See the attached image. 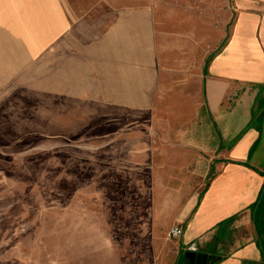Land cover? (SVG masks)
Masks as SVG:
<instances>
[{"label": "crops", "instance_id": "crops-1", "mask_svg": "<svg viewBox=\"0 0 264 264\" xmlns=\"http://www.w3.org/2000/svg\"><path fill=\"white\" fill-rule=\"evenodd\" d=\"M231 3L214 40L192 15L158 28L148 1L0 0V98L39 80L62 101L167 112L129 161L152 167L144 228L182 227L176 264L264 261V0Z\"/></svg>", "mask_w": 264, "mask_h": 264}, {"label": "rangeland", "instance_id": "rangeland-1", "mask_svg": "<svg viewBox=\"0 0 264 264\" xmlns=\"http://www.w3.org/2000/svg\"><path fill=\"white\" fill-rule=\"evenodd\" d=\"M134 1H148L164 30L192 15L215 40L231 24V0ZM60 97L38 80L0 98V264H176L178 237L142 221L152 167L129 161L135 143L161 141L167 112Z\"/></svg>", "mask_w": 264, "mask_h": 264}, {"label": "water", "instance_id": "water-1", "mask_svg": "<svg viewBox=\"0 0 264 264\" xmlns=\"http://www.w3.org/2000/svg\"><path fill=\"white\" fill-rule=\"evenodd\" d=\"M200 256L196 251L188 250L183 253L182 264H207L206 255L202 256L204 262H201Z\"/></svg>", "mask_w": 264, "mask_h": 264}, {"label": "built area", "instance_id": "built-area-1", "mask_svg": "<svg viewBox=\"0 0 264 264\" xmlns=\"http://www.w3.org/2000/svg\"><path fill=\"white\" fill-rule=\"evenodd\" d=\"M181 234H182V227L180 225L173 226L169 231V235L171 237H179Z\"/></svg>", "mask_w": 264, "mask_h": 264}]
</instances>
